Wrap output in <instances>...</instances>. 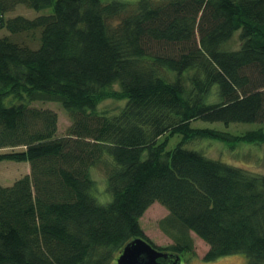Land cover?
Masks as SVG:
<instances>
[{
	"label": "trees",
	"instance_id": "trees-1",
	"mask_svg": "<svg viewBox=\"0 0 264 264\" xmlns=\"http://www.w3.org/2000/svg\"><path fill=\"white\" fill-rule=\"evenodd\" d=\"M19 5L53 14L4 18ZM2 29L39 31L40 44L0 38V163L31 166L0 184V264H114L137 238L181 257L191 234L209 246L205 261L264 264V174L189 147L264 144V0H0ZM109 99L127 104L99 113ZM37 103L67 111L65 136ZM195 122L262 127L234 135ZM103 164L107 204L92 177ZM155 203L169 213L167 247L141 225Z\"/></svg>",
	"mask_w": 264,
	"mask_h": 264
},
{
	"label": "rangeland",
	"instance_id": "rangeland-1",
	"mask_svg": "<svg viewBox=\"0 0 264 264\" xmlns=\"http://www.w3.org/2000/svg\"><path fill=\"white\" fill-rule=\"evenodd\" d=\"M114 1H125L135 5L139 0H103L104 4ZM53 14V8L35 10L24 5H19L16 9L7 15L5 19L23 16L27 19H35L39 16ZM118 21H114L116 24ZM10 36L14 41L27 44L32 48H38L40 44V32L24 33L19 35H10L7 29L0 30V38ZM226 47L236 50L240 47L239 34L235 35ZM119 90L118 86L114 87ZM127 104V101H119L114 99L105 100L98 106L99 113H106L110 116L118 114ZM36 106L52 109L58 114L59 126L58 136H65L68 129L72 125L67 111L59 103H37ZM194 127L213 128L219 131L229 132L234 135H241L248 131L257 130L262 127L260 124H236L229 128L223 124H204L203 122H195ZM182 141L181 136H175L169 145V149H173ZM191 149L202 152L209 158L220 160L222 162L246 168L248 170L264 174V144H254L249 142L239 143L235 148L230 147L229 143L202 139L191 142ZM8 150H0L5 153ZM108 159V158H107ZM109 167L103 165L97 166L92 170V177L96 181L95 197L101 204H107L112 197L107 192V179ZM31 171V166L27 162L4 161L0 163V184L3 186H12L15 181L26 176ZM168 211L159 203L153 204L141 219V225L146 236L158 247H167L173 244V241L161 230L160 223L168 216ZM194 240L193 253H183L181 260L184 264H248L249 260L245 254H237L228 257H222L214 261H205L204 256L208 252L209 246L195 234H191ZM116 264V260L114 262Z\"/></svg>",
	"mask_w": 264,
	"mask_h": 264
},
{
	"label": "water",
	"instance_id": "water-1",
	"mask_svg": "<svg viewBox=\"0 0 264 264\" xmlns=\"http://www.w3.org/2000/svg\"><path fill=\"white\" fill-rule=\"evenodd\" d=\"M168 256L149 241L137 238L124 247L116 264H161L159 260ZM180 259L179 256L174 264H181Z\"/></svg>",
	"mask_w": 264,
	"mask_h": 264
},
{
	"label": "flooded vegetation",
	"instance_id": "flooded-vegetation-1",
	"mask_svg": "<svg viewBox=\"0 0 264 264\" xmlns=\"http://www.w3.org/2000/svg\"><path fill=\"white\" fill-rule=\"evenodd\" d=\"M162 252L169 254V256L167 258H161L159 260L161 264H174L175 262H177V259L179 257L178 255H175L167 251H162ZM180 263L184 264L181 259H180Z\"/></svg>",
	"mask_w": 264,
	"mask_h": 264
}]
</instances>
